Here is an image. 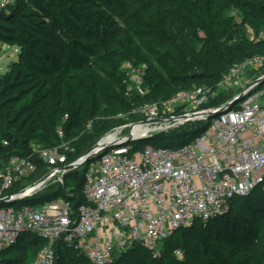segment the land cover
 I'll return each instance as SVG.
<instances>
[{"label":"trees","instance_id":"1","mask_svg":"<svg viewBox=\"0 0 264 264\" xmlns=\"http://www.w3.org/2000/svg\"><path fill=\"white\" fill-rule=\"evenodd\" d=\"M106 1L15 0L0 11V43L17 53L0 76L1 163L12 154H30L32 145L52 148L61 141L75 149L68 158L72 162L98 141L90 136L101 132L97 120H120L118 116L179 91L214 89L233 65L253 57L262 58L264 67V40L250 39L264 32V0H164L165 15L154 22L140 18L123 36L111 29ZM124 63L145 66L144 96L129 91ZM233 97L232 92H218L203 107L218 108ZM210 122L130 145L133 152L146 147L178 150ZM82 183L83 169L71 171L64 187H51L18 206L63 198L75 209L83 202ZM45 245L44 239L25 234L0 251V264H33ZM53 251L54 264H89L61 242ZM112 264H264V181L247 196L230 199L226 213L175 231L157 255L135 244Z\"/></svg>","mask_w":264,"mask_h":264},{"label":"built area","instance_id":"2","mask_svg":"<svg viewBox=\"0 0 264 264\" xmlns=\"http://www.w3.org/2000/svg\"><path fill=\"white\" fill-rule=\"evenodd\" d=\"M14 2L0 0V11ZM250 39L263 41L264 32ZM262 65V58H250L233 65L214 89L179 91L139 110L149 120L166 119V113L173 114L179 108L185 109L184 116L213 111L216 108H201L218 92L234 90L237 78L246 69ZM122 68L129 91L134 87L138 90L145 66L124 63ZM261 70L248 86L234 90V95L263 78L264 68ZM179 118L158 126L169 130L191 122H207L205 116L177 121ZM133 128L124 140L116 137L96 159L74 169H83V202L75 209L63 198L36 207L18 206L51 187H63L71 172L66 167L81 160L68 162L69 155L75 153L70 142L61 141L52 148L32 145L28 155L12 154L5 162L0 160V251L15 245L21 236L33 234L46 242L33 264H54L56 242L74 248L89 264H112L135 244L157 255L175 231L191 227L195 220L207 221L223 214L230 199L243 196L264 181V83L232 109L216 116L198 138L178 150L146 147L133 152L130 144L139 141L132 136ZM58 137L63 138L62 132ZM2 146L8 147L7 142ZM14 188H18L16 193L5 194ZM19 195L27 197L12 200ZM175 256L181 258V253L175 251Z\"/></svg>","mask_w":264,"mask_h":264},{"label":"rangeland","instance_id":"3","mask_svg":"<svg viewBox=\"0 0 264 264\" xmlns=\"http://www.w3.org/2000/svg\"><path fill=\"white\" fill-rule=\"evenodd\" d=\"M152 2V3H151ZM104 11L106 17L111 24V29L115 32L116 35L123 36L126 33L127 26L130 23H135L138 19H142L148 22L157 21L160 17L165 15L166 7L164 6V0H107L104 4ZM172 37V36H171ZM17 59V53L15 48L5 46L0 43V76L4 75L8 69L10 63ZM264 67L257 68H248L237 78V84L234 87L235 91L243 89L252 83L258 76L259 73L263 72L261 70ZM135 94L140 97L144 96L147 93L145 87H140L138 90L132 89ZM234 90L229 91L234 93ZM132 91V92H133ZM228 93V92H227ZM202 106L201 110H207ZM178 110H181L177 112ZM185 109L179 108L173 114L166 113V119L168 118H177L184 116ZM214 119V118H213ZM211 119V120H213ZM208 120V119H207ZM151 120L148 119L145 112L139 110V107L136 110L128 112L120 120L111 119L109 121L97 120L96 126L101 128V132L97 134H91L92 137L98 136V141L95 146L98 145L102 140L105 139H116V137L122 139L126 137L132 127L139 126L142 123L138 130L144 131L149 135V138L161 135H171L185 128H189L191 122L185 125H181L169 130H165L167 126H158L156 124H149ZM171 124V123H169ZM91 126H88L87 129H90ZM164 130V131H161ZM64 187V185H63ZM66 192L65 188L62 189Z\"/></svg>","mask_w":264,"mask_h":264},{"label":"water","instance_id":"4","mask_svg":"<svg viewBox=\"0 0 264 264\" xmlns=\"http://www.w3.org/2000/svg\"><path fill=\"white\" fill-rule=\"evenodd\" d=\"M264 83V77L261 79H258L253 85H251L250 87H248L245 91L239 93L238 95H236L235 97H233L229 102H227L225 105L220 106L216 109H214L213 111H209V112H204V113H200V114H193V115H189V116H183L180 117L177 121L179 120H186L189 118H195V117H200V116H205L207 119H213L216 116L225 113L227 111H229L230 109L233 108V106H235L237 103L241 102L243 99H245L247 96H249V94L252 93V91L258 90L260 88V86ZM175 120L173 119H157V120H151L149 122V124H156V125H161V124H168V123H173ZM145 123H142L141 125H143ZM149 135H146L144 137L139 138V140H143V139H148ZM130 139V138H129ZM117 146V145H112V147ZM106 147L105 145H100V143L96 146H94L90 151H88L85 155H83L81 157V160L79 163H74L71 164L69 166L66 167V171H74V169L78 168L81 164L90 161V160H94L96 159L99 155L102 154L103 151H105ZM256 186L258 185H254L252 187H250L246 193L243 196H247ZM27 195H19L17 197H13L12 200L14 201H20L24 198H26ZM9 198H6L4 200H8ZM228 211V207L227 209L223 212L226 213Z\"/></svg>","mask_w":264,"mask_h":264},{"label":"bare ground","instance_id":"5","mask_svg":"<svg viewBox=\"0 0 264 264\" xmlns=\"http://www.w3.org/2000/svg\"><path fill=\"white\" fill-rule=\"evenodd\" d=\"M140 126H137V127H134L133 129H132V136L134 137V138H141V137H144V136H146L145 134V132L144 131H140V130H138V128H139ZM122 140H124V138H122V139H120V141H122ZM112 141H115V139H105V140H102L101 142H100V145H107V144H109V143H111Z\"/></svg>","mask_w":264,"mask_h":264}]
</instances>
